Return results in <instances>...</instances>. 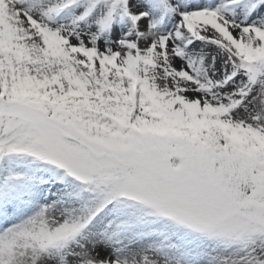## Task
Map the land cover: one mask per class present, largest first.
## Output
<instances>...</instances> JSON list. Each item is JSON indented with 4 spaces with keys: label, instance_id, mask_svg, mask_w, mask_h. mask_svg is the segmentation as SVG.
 Listing matches in <instances>:
<instances>
[{
    "label": "snow or ice",
    "instance_id": "obj_1",
    "mask_svg": "<svg viewBox=\"0 0 264 264\" xmlns=\"http://www.w3.org/2000/svg\"><path fill=\"white\" fill-rule=\"evenodd\" d=\"M0 264H264V0H0Z\"/></svg>",
    "mask_w": 264,
    "mask_h": 264
}]
</instances>
